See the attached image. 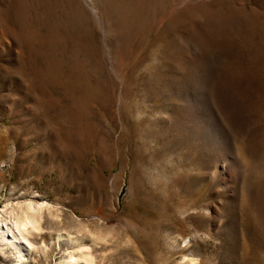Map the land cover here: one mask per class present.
I'll return each instance as SVG.
<instances>
[{
	"label": "rangeland",
	"instance_id": "1",
	"mask_svg": "<svg viewBox=\"0 0 264 264\" xmlns=\"http://www.w3.org/2000/svg\"><path fill=\"white\" fill-rule=\"evenodd\" d=\"M0 219V264H264V0H0Z\"/></svg>",
	"mask_w": 264,
	"mask_h": 264
},
{
	"label": "bare ground",
	"instance_id": "2",
	"mask_svg": "<svg viewBox=\"0 0 264 264\" xmlns=\"http://www.w3.org/2000/svg\"><path fill=\"white\" fill-rule=\"evenodd\" d=\"M36 195V194H35ZM34 196V195H33ZM34 202L27 201L24 204H19V208L21 210V215L17 216V220H15V229L17 231H25L26 233H30V227L35 228L34 222L36 221V218H39L40 210L42 209V204H33ZM38 216V217H37ZM2 218V217H1ZM1 225H0V233L1 240L4 241V243L11 245L15 250L25 259L26 255V249L27 246L24 245V243L20 240V234L17 231H14L12 226H8L6 224V221L4 219H0ZM38 221V220H37ZM36 223V222H35ZM5 226V227H4ZM6 234V236H5ZM24 237L22 236V239ZM23 243V244H22ZM28 244V243H27Z\"/></svg>",
	"mask_w": 264,
	"mask_h": 264
}]
</instances>
